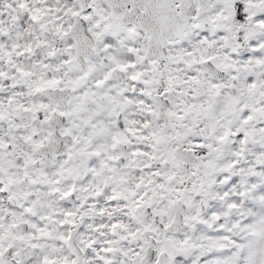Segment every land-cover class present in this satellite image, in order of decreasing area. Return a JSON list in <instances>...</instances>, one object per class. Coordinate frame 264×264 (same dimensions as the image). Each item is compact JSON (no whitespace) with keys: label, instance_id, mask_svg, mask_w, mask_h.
<instances>
[{"label":"snow or ice","instance_id":"obj_1","mask_svg":"<svg viewBox=\"0 0 264 264\" xmlns=\"http://www.w3.org/2000/svg\"><path fill=\"white\" fill-rule=\"evenodd\" d=\"M0 264H264V0H0Z\"/></svg>","mask_w":264,"mask_h":264}]
</instances>
